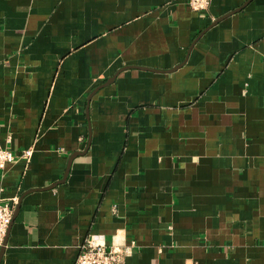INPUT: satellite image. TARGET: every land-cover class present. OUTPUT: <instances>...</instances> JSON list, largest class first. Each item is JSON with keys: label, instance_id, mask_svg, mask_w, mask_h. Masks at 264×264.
<instances>
[{"label": "crops", "instance_id": "crops-1", "mask_svg": "<svg viewBox=\"0 0 264 264\" xmlns=\"http://www.w3.org/2000/svg\"><path fill=\"white\" fill-rule=\"evenodd\" d=\"M0 144V264H264V0H0Z\"/></svg>", "mask_w": 264, "mask_h": 264}, {"label": "built area", "instance_id": "built-area-1", "mask_svg": "<svg viewBox=\"0 0 264 264\" xmlns=\"http://www.w3.org/2000/svg\"><path fill=\"white\" fill-rule=\"evenodd\" d=\"M189 6L194 10H206L209 0H188ZM32 155L31 148L22 150L19 154L0 144V166L3 169L7 164L14 162L18 158L26 161ZM17 198L10 200L0 198V246L2 245L7 229L12 219L14 205ZM135 247V241L119 244L107 243L106 236L100 232L89 233L80 244V251L75 260V264H119L129 256Z\"/></svg>", "mask_w": 264, "mask_h": 264}, {"label": "water", "instance_id": "water-1", "mask_svg": "<svg viewBox=\"0 0 264 264\" xmlns=\"http://www.w3.org/2000/svg\"><path fill=\"white\" fill-rule=\"evenodd\" d=\"M109 81L110 80H107V82L103 83V85L107 84ZM73 157H74V155L70 157L69 163H70V161L72 160ZM66 171H65V174H66ZM65 174H64V176H65ZM3 244H4V241H3ZM2 252H3V245L0 247V258H1Z\"/></svg>", "mask_w": 264, "mask_h": 264}, {"label": "clouds", "instance_id": "clouds-1", "mask_svg": "<svg viewBox=\"0 0 264 264\" xmlns=\"http://www.w3.org/2000/svg\"><path fill=\"white\" fill-rule=\"evenodd\" d=\"M0 166H2V164H0Z\"/></svg>", "mask_w": 264, "mask_h": 264}]
</instances>
